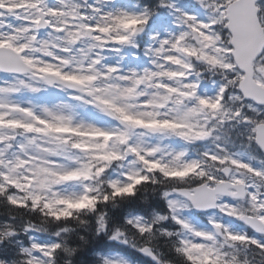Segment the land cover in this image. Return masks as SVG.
Returning <instances> with one entry per match:
<instances>
[{"label":"snow or ice","instance_id":"6c2138e0","mask_svg":"<svg viewBox=\"0 0 264 264\" xmlns=\"http://www.w3.org/2000/svg\"><path fill=\"white\" fill-rule=\"evenodd\" d=\"M0 264H264V0H0Z\"/></svg>","mask_w":264,"mask_h":264}]
</instances>
